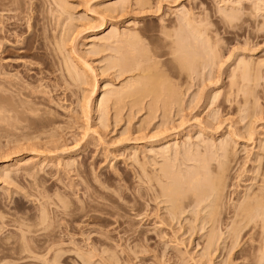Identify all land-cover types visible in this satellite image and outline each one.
Here are the masks:
<instances>
[{
	"label": "rangeland",
	"instance_id": "obj_1",
	"mask_svg": "<svg viewBox=\"0 0 264 264\" xmlns=\"http://www.w3.org/2000/svg\"><path fill=\"white\" fill-rule=\"evenodd\" d=\"M256 1L0 0V75L37 88L48 135L55 136L54 145L50 137V145L45 136L34 141L37 151L17 142L20 131L0 130V264H259L257 228L249 225L234 243L230 213L264 179V66L257 68L264 63V3ZM185 13L206 30L210 65H176L174 40L192 41L181 35ZM116 31L114 43L101 40ZM135 32L140 41L125 44L123 36ZM59 49L79 66L77 77L88 74L85 62L92 66L83 77L90 82L64 73ZM126 53L155 55L159 63L150 73L164 77L156 96L142 95V85L138 100L126 93L128 82L137 85L144 75L109 67ZM244 65L253 79L243 77ZM90 73L98 88L87 103ZM123 86L122 99L114 97ZM105 94L111 101L103 107ZM223 145L234 163L211 243L205 204L186 200L183 213L171 217L156 176L166 158L181 174L198 168V155L221 152L210 155L216 166L226 159ZM72 211L88 217L64 215Z\"/></svg>",
	"mask_w": 264,
	"mask_h": 264
},
{
	"label": "bare ground",
	"instance_id": "obj_2",
	"mask_svg": "<svg viewBox=\"0 0 264 264\" xmlns=\"http://www.w3.org/2000/svg\"><path fill=\"white\" fill-rule=\"evenodd\" d=\"M24 1H26V0H9V2H11L12 4H16L17 2H24ZM239 2H240V0H239ZM256 2H262V3H264V0H257ZM110 9H113V8L110 7ZM110 9L108 8V10H110ZM188 15H189V13H187L185 15L186 17L184 16V18L182 20L185 21V22L184 21L183 22L188 27V30L189 29L190 30L188 31L186 29L187 30L186 31L185 28H187V27L184 25L185 27H183V26L182 27L184 28V30L186 32L184 30H181L182 28L180 29V26H179V29L181 30V33L182 34L179 32V30H178V32H179V34L184 35V36L190 35V38L192 40L191 42H193V43L187 41L188 38L187 39L185 38L186 41L185 40H182V39H178L177 37H180V36H178L176 34L177 40L176 39H175L176 41L174 40V43H173L174 45L172 46L173 51H174V54H176V59H175V62L177 63L176 65H178L179 67H182L184 69H195L198 66H203L204 63H205V65H207L206 64L207 61L209 62V63L208 62L207 63L210 65V62H211L210 59H212V58H210V53H211L210 51L211 50L209 51L208 48H207V46L210 45L209 44L210 43V40H208L209 37L206 38V36H205L207 34L206 33V30L202 27L204 29V31H205L204 32L201 28H198V27L194 26V24H192L190 22V21H193L190 18L191 17V14H190V17ZM183 31H184L185 34L186 33L187 34L185 35L183 33ZM189 32H190V34H189ZM64 33H63V37L61 39L64 38ZM135 33H137V32H135ZM117 34H119L117 31L116 32H112L108 37H105V38L103 37L101 40H103L104 42H108V43L111 42V44H112L113 40L115 41V39H118ZM131 34H130V36H131ZM137 34H132L134 36H131V38L125 37V35L126 36L128 35V34H125L123 36L124 38H127V41L125 42V44H127V42H128L129 39L130 40H129L128 43H130V41L132 43L134 41L136 42V40L138 39L137 37H139V34L138 35ZM61 36H62V34L60 35V37ZM120 36H122V35H120ZM132 37L134 39L136 38V40L132 39ZM187 37H189V36H187ZM112 38H113V40L111 41L110 39H112ZM180 38H182V36ZM56 39L57 38H55V40ZM131 39L134 40V41H132ZM58 41L57 40L55 41L56 46L59 45V47L57 46L56 48H61L63 45H60V43ZM124 41H125V39H124ZM138 41H140V40H137V42ZM62 42H64V41H61V44H64ZM2 45L4 46L3 43H2ZM128 45H130V44H128ZM198 45H201L202 47H200V48H204V50L200 52V50L198 48ZM119 49L120 48H118V50ZM59 51H61V49H59ZM118 52L119 53H123V52H120V50ZM140 52H142V51H140ZM61 53H63V55H64V56L62 55V57H64L63 58V62H64V65H65V68L63 66V69L62 70H64V73H67V75L68 74H71V76L68 75V77H70V78L71 77L72 78H76L77 77L76 76L77 74L74 75L75 73L73 74L72 72H73V70H76V67L78 69L79 66H75L73 64L75 61L74 60L72 61L71 58H68L69 55L68 54L66 55L65 52H62L61 51L60 54H58V55H61ZM129 54L126 53V56L129 55ZM133 54L131 56L129 55V58L127 56V57H123L121 59L120 57L123 56V55H125V54H122L120 57H118L120 59H118V58L117 59L113 58L114 60L111 59L109 61L110 62L109 63L110 66L109 67L110 68H115V69L116 68H119L118 71L121 73L120 75H122L124 72H128V71H130V72L133 71L134 72V70H139V72H140V70H141L140 75L142 74V72H144V75H142L141 77L140 76L138 77L140 81L139 80L138 81L136 80L138 82V84L140 83V85H138V84L137 85L136 84L133 85V83L131 84V81H130L128 83H130V85H132V86H135L134 87L135 89H132L131 88L132 86H130L127 83L126 86L129 85V87L123 86V88H122L123 90L122 91H119L120 93L119 92H115V94H113L114 91L111 92V93L113 95H116L118 93L114 97H117L118 96V97H121V99H122V96H123L122 93L125 90L124 87H126V89H127L126 90V93L133 94V92H134L133 95L135 97L136 92L139 93L138 90L140 89V86L142 85L141 86V90H140V92L143 93L142 95H144V94L146 95V93H148V94L153 93L156 96L159 93L158 90L162 88L161 85H163L164 77L158 76V75L156 76V74H154L153 72L150 73V71H151L150 68H152L153 66L157 65L159 63L158 60H156L155 55H154V57H151V56L148 57L147 56L148 59H149V60H147V58L146 59H144V58L141 59L143 56H141L140 59H137V57H139L138 52H135V54L138 55L137 57L135 56V54L134 55ZM70 55H72V54H70ZM70 57H72V56H70ZM115 57H117V56H115ZM69 59H71L70 61L73 62V63H71L69 61ZM80 60H82V59H80ZM149 61H154V62H151L150 63ZM85 63L83 64L84 65V69L83 70H87V71L88 70L89 71L94 70L93 68H91L92 66L89 68V64L86 63V65H88V66H86ZM71 64H73V65H71ZM75 64H77V63H75ZM246 65H249L250 66V64H246ZM246 65H244V68L242 69L243 71L246 70V72H244L245 76H243V77H246L247 76V78L249 79V78H252V76L251 77H248V76H250V74L248 72L249 71L248 69L250 67L245 69V67H248ZM262 65L264 66V63L263 64L261 63V65L259 67H257V68H259L260 71H261V68L263 67ZM89 71H88V74H89ZM152 71H153V68H152ZM260 71H258V72L259 73H262ZM74 72H77V70L74 71ZM94 72H96V70L93 71V73ZM77 73H78V75H79V73H81V72H79V69H78V72ZM92 74L89 75V76L91 77ZM73 75H74V77H73ZM87 75L85 74V76H87ZM80 76H82V74ZM80 76L77 77V80L79 79ZM85 76L83 75L82 78L85 77ZM93 76H94V74H93ZM256 76H257V73H256ZM256 76H255V78H256ZM2 77L3 76H1V78ZM1 78H0V87H1L0 88V130L1 131H4L3 134L4 135L6 133L8 134L12 130L20 131L21 134L19 135L20 137L18 136L17 142L18 143L21 142L20 144H22V142L24 141L22 145H24V143L27 142V145L26 144L25 145L27 146V149L28 150H30L31 148H33L35 146L37 147L36 144L42 142V141H40V139H43L44 136L46 137V139H47L46 141H48V144H49V139L48 138L50 137V139H51V141H50L51 143L50 144L54 145L55 144L54 143L55 141H53V140H54L55 136L52 139V136L53 135L52 136H51V134L48 135V133H49L48 132V128H49L48 126H50V125H47L46 124L47 122L45 123V120L42 119V118H44V117H42L43 112H42V110L40 108L42 106V104H41V98L40 97H42V96H38L37 95L38 94L37 88L34 90V88H31V86L30 87L28 86V85H31V82H28V84L27 83H23L21 81H18V78H17V80L15 78H13V77H12L13 78L12 79V78H10L8 76L7 77L4 76V78H2V79ZM247 78H244V79L246 80ZM77 80H76V82H80V81H77ZM79 80H81V79H79ZM82 80H81V82H82ZM84 80L87 81V78L84 79ZM256 80H257V78H256ZM86 81H84V82H86ZM133 81H135V79ZM84 82H82L83 85L87 84V82L85 84H84ZM137 82H135V83H137ZM88 86H89V84H88ZM92 86H93L92 92L90 91L91 92L90 93L91 95L86 94V95L83 96L84 97L83 99H85L87 97V99H86L87 100V103H88V100H89L88 97L89 96H92L93 97V95L95 94V92H96V90L98 88V82L95 80V78H94V82H93ZM136 88H138L137 91H136ZM168 90H169V87H168ZM145 91H148V92H145ZM39 93H40V91H39ZM41 94H44V93L42 92ZM107 95L110 96L111 94H105L106 97H103L102 96V99L99 101L100 106H103V107L105 105L107 106L108 104H106V102L111 101V99L108 100ZM138 95H140V94H138ZM112 97L113 96H111L109 98H112ZM114 97H113V99H114ZM138 97H135V100L136 99L138 100L139 99ZM143 97L140 96V99L143 98ZM89 98H91V97H89ZM174 99H176V97H174ZM118 101L120 102L121 100L118 98ZM118 101L116 102L117 105L119 103ZM137 103H138V101H137ZM84 104H86V103H84ZM88 105L90 106V101H89V104ZM88 105L86 104V105L83 106L86 113L92 107V106L88 107ZM85 106H87L89 109H87V107L85 108ZM103 109L106 110L107 108L105 107ZM105 110H103V111H105ZM89 113H90V111L88 112V115L86 114V116H89ZM103 114H105V113H103ZM87 119H89V118L87 117ZM99 120H101V119H99ZM102 120H103V118H102ZM49 122H48V124H49ZM24 123H26V124H24ZM102 124H103V121H102ZM4 138H6V137H4ZM37 140H39L40 142L37 141ZM14 141L16 142V140H14ZM34 141H36V144H35ZM44 141H43V143H45ZM7 142H6V145H7ZM9 144H10V142H9ZM20 144L18 146H21V148H23L22 145H20ZM48 144H46V146ZM28 146H29V148L30 147L31 148L29 149ZM38 146L42 147V144H39ZM225 147L223 145V147L221 146L220 148H222V150H224L223 152H224V157L226 158L225 159L226 161L225 160L222 161L224 158L221 160V157H222V155H220V154H222L221 152H220V154H213L212 155V151H211V154L208 153L209 156H206L205 154L204 155L201 154L200 155L201 157H199V155H198V157L196 156L197 158H195L196 162L198 163L197 164L198 168H194L193 167L195 170H192L193 172L192 171L191 172H188L190 174H188L186 172V173H181L182 174L181 175L180 174V171H178L179 173L177 171H174L173 169H174L175 166L172 168V166L170 164H168L170 162L167 161L168 162L167 163L165 161V160H167V158L166 159L164 158L165 160L163 161L162 164H165V165H161L160 166V169L161 170H159V172L162 173V176H156V181H157L156 183L158 184L157 187H159L157 193H159L161 197L166 198L165 199V203L167 202V203L170 204L168 210L171 213V217L176 216V215H178L180 213H183V209H185L186 208V205H187L186 204V200H189L188 201L189 202L188 205H190V206L191 205H194L196 207H200L203 204H205L204 210L206 209L205 211L207 213H206V217H204V218L207 221V223L208 224L211 223V225L213 227L212 228L213 229L212 230L213 231L212 232V235H211V237H208V241H210L211 243L216 240V234H215L216 232H214V229L216 231L217 228H219V225H220L221 216H222V213H223V208L225 206V204H224L225 196L224 195H225V191H226V189L228 187V178L230 176V172L233 169L232 168V163H234V160L231 159V158L234 159V157H231V155H232L231 153L232 152L230 153V151H228V148L226 149ZM43 148H45V147H43ZM36 149H35V151H36ZM47 149L50 150L49 148H47ZM38 150L39 149H37V151ZM37 151H36V153H37ZM166 151L167 150L165 149V152ZM218 151H220V150H217V153H218ZM40 152H42V151H40ZM39 154H43V152L42 153H39ZM188 155H187V158H189ZM210 155H212L211 157H214V155L215 156L217 155L218 158H219V155H220L221 157H220L219 161H221V162L217 161V164L218 165H216V166L213 165L212 162H214L213 160L216 157L211 158ZM164 156L165 155H163V157ZM189 156H191V155H189ZM191 157L194 158L193 155ZM191 157H190V159H192ZM43 158H46V157H43ZM218 158L215 159V162H216V160H218ZM81 211H83V209H81ZM230 213L233 214L232 215V220H231L232 221L231 222V230L234 233L232 235V239L234 240V243H235L236 240L238 241L239 237L242 235L241 234L242 231H245L244 229H247L249 225L253 224L254 225V228H257L258 239H259V241L261 243L260 246H259V248H258V252H257L258 253V256L257 257H258L259 264H264V179H263V186L261 188H259V190L254 191L251 194L248 193V195H245V198H243V200H241L239 203H237L236 205H234V208L232 209V212H230ZM64 215H67L70 218H74V219H75L76 216H80V214L79 215H76L75 214V211L74 212L72 211V213H65ZM60 217H62V216L60 215ZM80 217L81 218L88 217V214H85L84 215V213H83V215L80 216ZM61 221H62V219H61ZM71 223L74 224L73 221H71ZM56 240H55V242H56ZM51 242H53V240ZM59 242H62V241H59ZM233 245H235V244H233Z\"/></svg>",
	"mask_w": 264,
	"mask_h": 264
}]
</instances>
